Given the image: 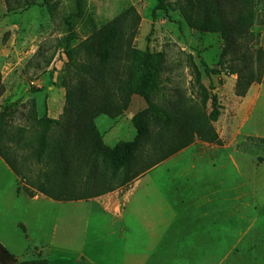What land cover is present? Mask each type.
<instances>
[{
  "label": "rangeland",
  "instance_id": "obj_1",
  "mask_svg": "<svg viewBox=\"0 0 264 264\" xmlns=\"http://www.w3.org/2000/svg\"><path fill=\"white\" fill-rule=\"evenodd\" d=\"M85 2V16L75 23L73 46L125 8L133 6L140 16L132 42L134 47H148L165 55V69L161 75L163 97H158L157 102L174 104L178 108H202L203 89L218 96L221 114L213 126L222 140L219 168L230 177L235 174V204L238 208L239 203L250 202L253 209H245L246 225L250 220L251 234L263 235L264 161L258 162L257 158L264 159V0H255L252 24L242 38L234 42L232 39L226 49L220 32L189 27L174 8L176 0H167V16L161 10L153 9L156 0ZM50 3L53 5L51 12L38 4L23 8L15 0H0V113L4 112L0 122V148L13 160L27 182L36 177L41 180L46 171L33 156L36 143L30 140L33 133L28 124L31 111L37 117L47 114L48 109H62L63 112L64 85L74 82L73 75L67 71L68 60L60 45L64 35L61 19L72 10V3L69 0H51ZM235 9L234 0L221 1L224 15H232ZM242 53L245 56L242 57ZM190 60L196 65L197 72L189 66ZM202 62L217 73H205ZM249 69L257 73L259 80L248 86L244 96H238L235 94L238 73L248 74ZM145 107L144 100L134 95L127 109L136 113ZM206 109H210L209 102ZM123 115L117 124L112 123L114 118L96 117L100 130L103 129L102 119L112 123L114 133L104 135L110 146L120 140H132L135 135L131 122ZM96 164L92 176L102 170L103 163L97 161ZM73 170L69 168L68 171L72 173ZM4 175V168L0 166V186L5 183ZM229 181L231 183V178ZM99 189L93 184L84 193L94 194ZM51 192L55 194L56 190L51 189ZM61 194L62 197L69 196L68 192ZM224 204L226 201L221 197L220 207ZM248 259L243 263V259L237 258V263L245 264ZM58 264H69V260L64 257ZM256 264H264V259Z\"/></svg>",
  "mask_w": 264,
  "mask_h": 264
},
{
  "label": "trees",
  "instance_id": "obj_2",
  "mask_svg": "<svg viewBox=\"0 0 264 264\" xmlns=\"http://www.w3.org/2000/svg\"><path fill=\"white\" fill-rule=\"evenodd\" d=\"M50 1L15 0L19 7L38 4L46 6L51 12L53 5ZM69 1L72 10L61 19L64 35L60 45L68 60L67 71L73 75L74 82L64 85L65 105L58 119L49 118L47 114L37 117L31 111L28 123L33 131L30 140L36 143L33 149L35 161L46 167L42 179L36 177L27 182L13 160L0 148V157L23 183L17 186V191L22 190L30 197L41 192L57 200L86 199L125 185L194 139L222 145L213 126L221 114L215 93H207L203 89L202 108H178L174 104L160 105L157 102L158 97H163L161 75L165 69V55L148 47H134L132 42L140 16L133 6H128L73 46L75 23L85 16L86 2ZM221 1L176 0L174 8L189 27L220 32L226 49L232 39L234 42L242 38L252 24L256 2L234 0L235 12L226 16L221 12ZM153 9L161 10L167 16L169 3L167 0H156ZM241 56L245 55L242 53ZM202 65L205 73H217L203 62ZM189 66L197 72L192 60ZM258 80L257 73L254 74L252 69L248 74L239 72L235 94L244 96L248 86ZM134 95L141 97L146 107L130 118L135 130L133 139L120 140L108 146L97 129L96 117L122 116ZM208 102L209 110L206 109ZM3 117L4 112L1 111L0 122ZM97 161L103 163L100 173L97 176L91 173L83 175V169H93ZM257 161L263 162L264 159L258 157ZM69 168L74 169L72 173ZM93 184L100 189L85 195L84 191ZM51 189L56 190L55 194ZM66 192L69 196L62 197L61 193ZM0 247L3 248L1 244ZM16 264H46V261L34 258L17 261Z\"/></svg>",
  "mask_w": 264,
  "mask_h": 264
},
{
  "label": "crops",
  "instance_id": "obj_3",
  "mask_svg": "<svg viewBox=\"0 0 264 264\" xmlns=\"http://www.w3.org/2000/svg\"><path fill=\"white\" fill-rule=\"evenodd\" d=\"M129 110L123 116L130 121ZM61 112L48 109L47 116ZM109 122L98 128L105 144L104 135L114 133ZM220 146L194 139L125 185L77 200L17 191L20 178L0 157L7 177L0 186V244L17 261L46 264L64 257L69 264H238L237 258L256 264L264 259V234L252 235V222L246 225L250 202L237 208L235 174L220 171Z\"/></svg>",
  "mask_w": 264,
  "mask_h": 264
},
{
  "label": "water",
  "instance_id": "obj_4",
  "mask_svg": "<svg viewBox=\"0 0 264 264\" xmlns=\"http://www.w3.org/2000/svg\"><path fill=\"white\" fill-rule=\"evenodd\" d=\"M17 259L0 247V264H16Z\"/></svg>",
  "mask_w": 264,
  "mask_h": 264
}]
</instances>
